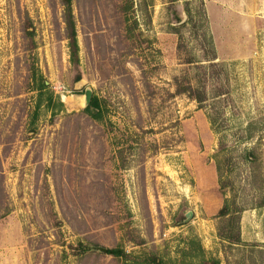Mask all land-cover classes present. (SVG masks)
I'll return each mask as SVG.
<instances>
[{"label":"rangeland","instance_id":"1","mask_svg":"<svg viewBox=\"0 0 264 264\" xmlns=\"http://www.w3.org/2000/svg\"><path fill=\"white\" fill-rule=\"evenodd\" d=\"M209 1L71 0L74 65L60 0H0V264H264V0L242 41Z\"/></svg>","mask_w":264,"mask_h":264},{"label":"trees","instance_id":"2","mask_svg":"<svg viewBox=\"0 0 264 264\" xmlns=\"http://www.w3.org/2000/svg\"><path fill=\"white\" fill-rule=\"evenodd\" d=\"M61 5L63 7L62 12V23H63V37L68 41V47L70 50V60L74 65H77L78 57H77V43H76V29H75V19L71 9V0H60ZM24 36L27 38L28 44L26 48L30 51L33 50V41L32 35L33 32L29 29L28 26L23 27ZM80 80L79 74L75 77V82ZM185 90H178L176 93L181 94L184 93ZM198 102L200 99H197ZM97 109L96 100H91L89 106L84 110L85 113H92L91 110ZM242 213V208L237 206L235 202L226 201L223 207L218 211L217 218L220 220V227L218 228V238L222 242H227L228 244L239 245L240 237H239V219L240 214ZM228 228H231L228 230ZM84 252L90 250L88 247H82ZM108 255H113L115 252L111 250H107ZM206 264H217V263H206Z\"/></svg>","mask_w":264,"mask_h":264},{"label":"crops","instance_id":"3","mask_svg":"<svg viewBox=\"0 0 264 264\" xmlns=\"http://www.w3.org/2000/svg\"><path fill=\"white\" fill-rule=\"evenodd\" d=\"M210 1H209L210 5L209 3L206 5L209 27L211 26V21L214 20L217 27L223 26V28H221L222 33H229V35H231V34H234V32H236L235 30L231 29V25L237 24L240 26V28L243 31V35L239 41H242V39L244 40L245 37L250 35L251 30H252V33L256 31L255 27L251 29L248 22H246L244 19L242 18L237 19V18L232 17L233 14L232 15L229 14V13H232L231 10L236 8V3H238V1L236 0H212L211 1L212 3L214 2L217 3V5H214V6L212 5ZM242 4H245V3L242 2ZM211 6H213V8L216 7V10L210 9ZM252 8L254 9V12L258 9V6L255 2L253 3ZM219 9H221V11ZM242 14L248 15V13H245V12H242ZM210 32L213 34V29L211 27H210ZM237 48H239V46H236V47L233 46L234 50Z\"/></svg>","mask_w":264,"mask_h":264},{"label":"water","instance_id":"4","mask_svg":"<svg viewBox=\"0 0 264 264\" xmlns=\"http://www.w3.org/2000/svg\"><path fill=\"white\" fill-rule=\"evenodd\" d=\"M184 17H185V16L183 15V19H182V21L180 22V24L184 22ZM79 81H80V80H79ZM79 81H78V82H79ZM81 86H82V84H81V82H79L78 85H77V88L80 89ZM91 96H92V91H91V89H90V88H85L83 94H82L81 97L79 98V104H80V106H81V108H82L83 110H85V109L89 106L90 101H91ZM95 250H96L97 252L101 253V254H107V250L104 249V248H100V247H99V248H95Z\"/></svg>","mask_w":264,"mask_h":264}]
</instances>
